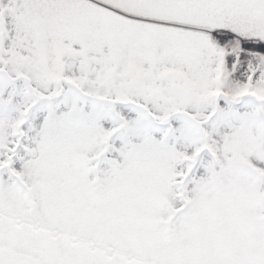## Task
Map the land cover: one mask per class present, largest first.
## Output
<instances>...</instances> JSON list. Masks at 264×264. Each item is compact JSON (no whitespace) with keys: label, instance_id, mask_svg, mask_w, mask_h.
Returning <instances> with one entry per match:
<instances>
[{"label":"snow or ice","instance_id":"6c2138e0","mask_svg":"<svg viewBox=\"0 0 264 264\" xmlns=\"http://www.w3.org/2000/svg\"><path fill=\"white\" fill-rule=\"evenodd\" d=\"M0 264H264V0H0Z\"/></svg>","mask_w":264,"mask_h":264}]
</instances>
